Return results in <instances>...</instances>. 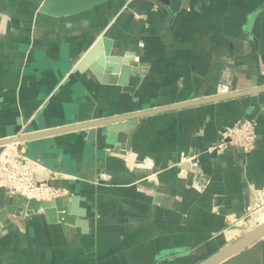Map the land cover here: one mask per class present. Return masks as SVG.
Segmentation results:
<instances>
[{
  "label": "crops",
  "instance_id": "obj_1",
  "mask_svg": "<svg viewBox=\"0 0 264 264\" xmlns=\"http://www.w3.org/2000/svg\"><path fill=\"white\" fill-rule=\"evenodd\" d=\"M43 1L0 0V140L264 86V0H112L61 18ZM101 36L125 62L97 56L81 72ZM243 120L257 123L255 151L207 153ZM90 132L11 144L85 198L88 224L8 216L0 264H200L262 224L264 93ZM240 254L222 264H264V237Z\"/></svg>",
  "mask_w": 264,
  "mask_h": 264
},
{
  "label": "water",
  "instance_id": "obj_2",
  "mask_svg": "<svg viewBox=\"0 0 264 264\" xmlns=\"http://www.w3.org/2000/svg\"><path fill=\"white\" fill-rule=\"evenodd\" d=\"M112 0H44L40 8L41 12L53 16V17H68L76 14H80L87 10L94 9L98 6L106 4ZM126 2H134L136 4L144 5L146 2L155 3L156 0H124ZM105 46V54L102 53V48ZM113 52V41L106 36H101L93 48L85 56V59L79 70L81 72L86 71L87 63L93 61L95 57L99 56V64L106 66L107 64H121L125 62L124 58H113L111 57ZM128 62V61H127ZM131 61H129L130 63ZM132 64H126L123 67V71L128 72L132 70ZM264 93V86L254 88L242 92H234L226 96H219L215 98H209L204 100H199L196 102H188L184 104H178L170 107L158 108L151 111H144L133 115L112 118L107 120H100L97 122H90L78 126H72L67 128H62L56 130L55 132H41L39 134H32L28 136H18L14 138H8L0 140V149H3L7 145H11L17 142L30 140L35 137L45 136L49 134H56L67 131L74 130H90V135L93 136V129L97 127H107L116 123H122L130 120L144 118L153 114L163 113L170 110H175L178 108H187L194 106L196 104H205L210 102H215L218 100H225L231 98H238L241 96H249ZM107 133V132H106ZM80 208L77 213H74L75 209ZM87 209L88 204L85 198L80 196L73 197H60L53 201H37L34 199H28L25 197H6L5 204L0 208V224L3 223L8 216H14L18 218H36L40 215H44L45 218L50 223H64L79 225L83 229L87 228ZM63 213V214H62ZM264 237V224L256 226L251 231H249L242 238L230 244L222 251L212 256L211 258L205 260L200 264H222L228 260H241L242 255L240 254L242 250L255 243L256 241Z\"/></svg>",
  "mask_w": 264,
  "mask_h": 264
},
{
  "label": "built area",
  "instance_id": "obj_3",
  "mask_svg": "<svg viewBox=\"0 0 264 264\" xmlns=\"http://www.w3.org/2000/svg\"><path fill=\"white\" fill-rule=\"evenodd\" d=\"M257 123L243 120L225 127L220 132V139L207 149L208 154H221L229 149L241 150L251 154L257 148ZM195 161L194 158L184 159ZM47 170L19 150L17 145H7L0 153V191L6 197H25L37 201H53L68 196L67 189L54 185L45 178ZM48 175V174H47ZM101 181H107L108 175L102 173Z\"/></svg>",
  "mask_w": 264,
  "mask_h": 264
},
{
  "label": "bare ground",
  "instance_id": "obj_4",
  "mask_svg": "<svg viewBox=\"0 0 264 264\" xmlns=\"http://www.w3.org/2000/svg\"><path fill=\"white\" fill-rule=\"evenodd\" d=\"M255 220H257L258 223L264 224V208L257 213ZM262 224H259L257 226H260Z\"/></svg>",
  "mask_w": 264,
  "mask_h": 264
},
{
  "label": "rangeland",
  "instance_id": "obj_5",
  "mask_svg": "<svg viewBox=\"0 0 264 264\" xmlns=\"http://www.w3.org/2000/svg\"><path fill=\"white\" fill-rule=\"evenodd\" d=\"M261 208H262V207H261ZM261 208H260V209H261Z\"/></svg>",
  "mask_w": 264,
  "mask_h": 264
}]
</instances>
